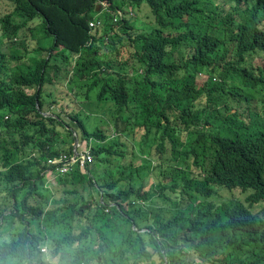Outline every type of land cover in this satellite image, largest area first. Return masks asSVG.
Listing matches in <instances>:
<instances>
[{
  "label": "trees",
  "instance_id": "16d2710c",
  "mask_svg": "<svg viewBox=\"0 0 264 264\" xmlns=\"http://www.w3.org/2000/svg\"><path fill=\"white\" fill-rule=\"evenodd\" d=\"M100 1L130 12L117 23ZM0 2L11 7L0 18V225L13 232L0 264H54L42 246L69 264L108 251L104 264H192L188 250L200 264H264V94L251 91L264 93V78L235 72L249 48L264 56V0ZM144 10L150 21L137 24ZM36 25L41 39L29 40ZM123 45L130 63L113 57ZM20 46L49 58L24 66ZM69 84L89 103L118 106L114 122L89 126L96 113L68 110L79 101ZM76 133L98 140L94 162L45 186L47 160L73 152ZM63 221V241L31 229Z\"/></svg>",
  "mask_w": 264,
  "mask_h": 264
},
{
  "label": "rangeland",
  "instance_id": "374dc122",
  "mask_svg": "<svg viewBox=\"0 0 264 264\" xmlns=\"http://www.w3.org/2000/svg\"><path fill=\"white\" fill-rule=\"evenodd\" d=\"M10 10H11V7L8 4H6V3L1 4V2H0V18H2L5 15V13L7 11H10ZM147 12H148L147 10H144V11L140 12L143 15L141 17H139V15L137 16L138 17L137 24L141 25L144 22L148 23L150 21L151 17H148L146 15ZM144 16H146L148 18H144ZM14 19L16 21H19L21 18L18 17V16H14ZM117 29H119V26H117ZM24 33H26L28 36L30 35L29 36V40H31L32 38L41 39V35L39 33L38 25H36L34 27L32 33L28 32L26 30H25ZM43 40H45L47 42V45L49 46L50 39L49 38H44ZM18 41H20V40H18ZM107 41L110 42L111 38H108ZM11 49H13V47L11 45L5 43L4 50L5 51H10ZM20 50H21L20 53H21V55L24 58L23 61L26 64H31V62H32L31 60L34 57H38L39 59H41V58L48 59L49 55H50V53L48 51H46V52L44 51V52H40V53H38V52L37 53H32V51H26L23 48V46H20ZM101 51H108V49L103 46L101 48ZM53 52L56 53V51H53ZM113 57H114V59H118L121 62H123V61L129 62V60H133L134 59L132 57V52H131L130 48L128 46H126V45L121 46L119 48V52L116 55H113ZM74 65H76V61H74L72 63V65L68 67L69 70H70L69 71V75L70 76L71 75L73 76V74L75 73ZM205 80H206V77L204 75L198 76L197 81H199V83H201V81L204 82ZM58 85L61 86V84H58ZM66 86L69 88L70 92L68 91ZM66 86H65L66 90L70 93V95L72 97H74L76 95V93H77L76 85L69 84V85H66ZM246 89L248 90L249 88L246 87ZM251 91L254 94V96L258 97V98H261V95L264 94L263 91L258 92L259 91L258 89L251 90ZM93 92L94 93L98 92V88H94ZM55 93L57 94V97L60 99V103L63 104V102L65 101V98H64V95L61 94V87H58L57 91H55ZM75 97H77L79 101L74 99L76 102H73L70 105V107H67L68 110H72L75 106L81 105V107L84 106L89 111V113L92 112V113H96L98 115L97 119H94V118L91 119V121L89 122V126L92 125L94 127V125L96 124L97 126L101 125V127H102L101 129H105L106 126L102 125V124H104V121L110 122V123L114 122L113 121V118H114L113 113L114 112L116 113V109L118 108V106H116L114 104H111V103L105 104L103 106L102 105H97V103H95V102L89 103V101L86 100L83 97H78V96H75ZM66 99L72 100V98H70V97H67ZM57 106L59 107V105H57ZM100 119H103V120L100 121ZM115 133H117V132H115ZM132 139H133V135L129 136L128 139H127V144H128L127 147L129 149H132ZM95 142H98V140L95 139L94 137H90L88 139L86 138V139H83L81 141V143L76 145V147L80 148V151L89 150L95 145ZM102 142L106 146L110 145V142L107 141V140H103ZM175 155L176 156L174 157V160H175V163H177L179 161V159H180L182 154L176 153ZM139 162H141L140 159H139ZM156 164H157V161H153L152 164L150 166H147L146 168L152 169ZM168 164L171 166L170 161L168 162ZM175 166L179 167V165H177V164H174V167ZM43 174H44L45 178L47 179V182H46L47 186L53 187L52 185H58V181L56 179H54V177H55L54 175L56 173L50 174L49 170H45ZM234 191H235L236 194H238V195L240 194V190L239 189H235ZM203 199L204 198L201 195L195 194L196 202H199V201H201ZM162 205H164V203H160L159 206H162ZM172 207H173V203H172ZM40 229L42 231H44V234L46 236H49V237L53 236V235H54V237H58L59 234H61L62 231H63V227H61V228H56L55 226L54 227H50L46 223H43L41 225ZM12 234H13V232L11 231V226H10V228H1V225H0V241L10 240L11 237H12ZM95 236L93 237L94 238V244L91 247L97 248V247H100V239L97 237L96 240H95ZM43 248H46V250L43 249L44 251L43 250L42 251H43V253H46V261L47 262L51 261L54 264H69V261H68L69 255L68 254H66L65 257L63 258V260L60 261V259H56V258H52L51 257V254L48 252V247L47 246H44ZM188 251H189V254L187 255V260L189 262L192 260L194 262L192 264H200L199 263L200 260L197 259L199 257V255L197 253H195L193 250H188ZM110 255H111V253L109 251L107 253H105L103 261L99 257H97L96 259L95 258H91L90 264H104V262L107 260V258H109ZM93 257H94V253H93ZM148 262H149V260L147 259V263L146 264H148ZM157 262L160 263L161 260L157 259Z\"/></svg>",
  "mask_w": 264,
  "mask_h": 264
},
{
  "label": "clouds",
  "instance_id": "9594fccd",
  "mask_svg": "<svg viewBox=\"0 0 264 264\" xmlns=\"http://www.w3.org/2000/svg\"><path fill=\"white\" fill-rule=\"evenodd\" d=\"M104 4H105V8H104V11L103 12H112L113 13V17H114L113 19L116 20L117 23H120V21H123L126 18L125 15L130 12V9H128V8H125V9L124 8H117L115 11H112L111 9L108 8V5L109 4L106 3L105 1H100L99 2V4H98V7L99 8L98 9L102 8ZM102 19L103 18L100 17L98 19H92V20H90V26H92V27L99 26V25L100 26H103V24L101 25ZM117 26H119V24H117ZM117 26H116L114 32H117V31L119 32V29H117ZM28 65H30V64H26L25 63L24 66H28ZM260 68H262L263 72H261ZM235 72L240 73V74L242 73L247 78H250L252 73H254L255 75H257V78H264V56L253 55V47L249 48L243 54L240 62L237 65V68H236ZM214 79H217V77H214ZM241 81H243L242 78H241ZM47 114L48 113H46V115ZM6 117H8V116H6ZM76 139H78V142H76ZM76 139H75V141L73 143V152H71V153L62 152L61 154L55 155L53 157H50L47 160V162H48V168H46L45 170H49L50 171V174L56 173L54 175L55 176L54 179L57 180V178H58L59 175H67V174H70L73 170H75V168L77 166L80 168V170L82 172H85L86 171V167L87 166H90L94 162L93 147L91 149H89V150L80 151V148L76 147V145H78L79 143H81L82 140L79 139V136H78L77 133H76ZM82 153L83 154H86V155H90L92 157V159L91 160H86L85 163L82 164L81 163V160L79 158ZM72 155H75L76 157H78L79 160H77L76 162L71 161L70 157ZM65 156H66L67 160L70 161V163H69V167H68L67 170H62V167L65 166V159H66ZM44 171H43V173H44ZM46 182H47V179H46ZM46 182H45V186H47L46 185ZM52 186H55V185H52ZM169 213H172V211H170ZM50 227H54V225H52ZM55 227L56 228L63 227V231H62L61 234H59L58 237H54V235H53V239H58V240H62L63 241L65 239V236H67V234L69 232V221H63V222L57 224ZM31 229L35 233L41 232V229L40 228H37L35 225H32L31 226ZM143 230H145V229H142V231ZM180 235H181L182 239H184L186 242L189 241L190 238H191L190 233L189 232H186V231H181L180 232ZM43 247L44 246H42V249L41 250H43V249L46 250V248H43ZM49 250L50 249L48 247V251Z\"/></svg>",
  "mask_w": 264,
  "mask_h": 264
},
{
  "label": "built area",
  "instance_id": "2783aa9c",
  "mask_svg": "<svg viewBox=\"0 0 264 264\" xmlns=\"http://www.w3.org/2000/svg\"><path fill=\"white\" fill-rule=\"evenodd\" d=\"M65 158H66V156H65ZM79 158H80L82 164L85 163L86 160H91L92 159V157L90 155H86V154H83V153L81 154V156ZM79 158L76 157L75 155H72L70 157L71 161H73V162H76L77 160H79ZM69 163H70V161H68L67 158H66L65 159V166L62 167V170H67L68 167H69Z\"/></svg>",
  "mask_w": 264,
  "mask_h": 264
},
{
  "label": "water",
  "instance_id": "95a60500",
  "mask_svg": "<svg viewBox=\"0 0 264 264\" xmlns=\"http://www.w3.org/2000/svg\"><path fill=\"white\" fill-rule=\"evenodd\" d=\"M76 142H78V139H76Z\"/></svg>",
  "mask_w": 264,
  "mask_h": 264
}]
</instances>
